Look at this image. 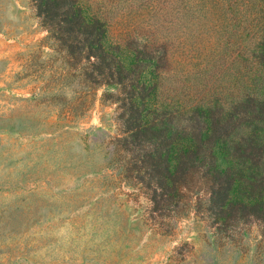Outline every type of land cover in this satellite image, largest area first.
<instances>
[{
	"label": "rangeland",
	"instance_id": "obj_1",
	"mask_svg": "<svg viewBox=\"0 0 264 264\" xmlns=\"http://www.w3.org/2000/svg\"><path fill=\"white\" fill-rule=\"evenodd\" d=\"M77 1L126 66L155 57L134 77L156 87L150 107L173 129L197 132L211 111L218 142L246 147L248 99L264 100V0ZM70 63L31 0H0V264H264V224L221 214L206 190L156 207L116 142L122 88L91 89L88 65Z\"/></svg>",
	"mask_w": 264,
	"mask_h": 264
},
{
	"label": "trees",
	"instance_id": "obj_2",
	"mask_svg": "<svg viewBox=\"0 0 264 264\" xmlns=\"http://www.w3.org/2000/svg\"><path fill=\"white\" fill-rule=\"evenodd\" d=\"M31 2L42 27L68 53L72 68L76 69L81 62L88 65L81 67L83 84L91 89L122 88V96L115 100L122 110L118 120L123 126V137L116 142L123 152L131 155L127 171L152 193L156 207L160 203L165 207L178 203L184 198L182 191L199 188L210 194L212 206L220 209L221 214L225 208L240 210V218H256L264 224V100L253 96L248 99L250 135L246 147L239 145L232 150L218 142L220 120L217 118L211 126V111L205 114L208 120L205 127L192 134L180 133L173 129L170 119H165V113L150 107L149 98L156 87L140 83V77H134L142 68L155 63L152 54L146 49L138 52L134 66H126L117 57L118 51L107 45L104 23L88 15L77 0ZM259 32L255 59L264 75V21ZM83 107L88 108L89 104L80 102L76 109ZM192 114L199 117L200 112ZM250 151L257 153V157ZM218 155L226 162L225 167L218 165ZM254 164L262 167L259 179L258 169L255 174L252 171ZM237 187L241 188L239 198L233 197Z\"/></svg>",
	"mask_w": 264,
	"mask_h": 264
}]
</instances>
